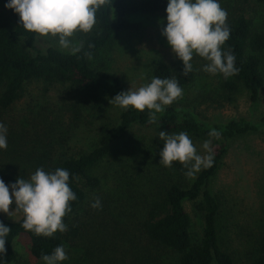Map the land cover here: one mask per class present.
Listing matches in <instances>:
<instances>
[{"label":"rangeland","instance_id":"rangeland-1","mask_svg":"<svg viewBox=\"0 0 264 264\" xmlns=\"http://www.w3.org/2000/svg\"><path fill=\"white\" fill-rule=\"evenodd\" d=\"M228 17L243 14L254 27L264 32V3L254 0H218ZM8 9L0 1V22L8 17ZM227 17V18H228ZM132 22L141 23L136 32L115 36L112 43L100 50L91 60L92 67L118 78L127 91L149 83L151 71L159 64L171 68L183 65L175 57L162 30L167 26V12L155 15H136ZM83 33H76L73 43L82 44ZM54 46L61 50L58 39H36L34 55ZM70 52V50H61ZM193 80L183 88L176 100L178 108L193 111L201 120L224 122L246 118L256 122L264 116V57L261 62L263 87L257 101L243 86L235 91L224 88L222 74L203 71L207 61L195 56ZM80 94L70 84H45L34 81L26 84L20 98L7 110L0 109V123L7 128V148L0 149V167L30 178V161L40 150L58 157H77L88 152L100 133L116 124L117 112L108 109L104 116L79 106ZM73 108L79 109L77 118ZM129 143L114 146L110 156L96 166L91 175L100 186L85 188L86 198L76 212L63 218L66 232L57 231L68 256L60 264H132L136 249L148 242L141 232V222L157 191L169 184L165 167L147 158V140L159 139L153 131H132ZM200 155H207L203 143L193 142ZM136 162L140 168H134ZM133 166L136 173L125 167ZM175 177H173L174 179ZM213 193L221 201L222 243L235 264H250L256 253L258 239L264 233V129L238 138L229 144L228 152L211 183ZM99 198L102 207L91 204ZM14 201V200H13ZM190 217V234L197 243L202 233V218L191 202H185ZM14 211L10 208V212ZM0 215L9 222L19 220L20 213ZM16 254L11 264H45L30 252L28 236L21 234L13 240Z\"/></svg>","mask_w":264,"mask_h":264},{"label":"trees","instance_id":"trees-1","mask_svg":"<svg viewBox=\"0 0 264 264\" xmlns=\"http://www.w3.org/2000/svg\"><path fill=\"white\" fill-rule=\"evenodd\" d=\"M0 1L4 5L9 2ZM254 1L264 3V0ZM167 4L168 0H111L110 4L98 10L93 30L82 35L83 47L75 55L54 46L34 55L31 51L35 49L36 34L28 33L20 27L19 16L8 9V17L0 22V109L10 108L20 98L26 84L41 81L45 84L74 86L80 94V108L86 107L96 115H106L111 107L117 112L116 124L104 129L88 152L77 157L54 158L50 149L40 150L30 161L31 175L37 168H43L46 172L63 168L69 172V186L77 198L71 202L72 210L67 216L74 214L84 202L85 188L94 190L100 186L99 179L91 175V171L110 156L114 146L127 144L135 138L132 136L135 128L153 131L156 135L160 131L166 134H179L183 131L192 142L198 143L210 140L211 155L214 157L212 167L201 168L191 178L185 174L188 169L179 162H173L171 168L165 167V174L172 175L169 177L172 179L157 191L156 198L149 204L141 222V232L148 244L143 249H136L132 264H235L222 243V204L210 185L216 178L229 144L264 129V116L256 122L246 118L208 122L201 120L193 111L178 108L174 101L170 106H165L162 113L156 114V123L150 124L149 110L145 109L141 113L129 108L125 111L110 104L116 95L127 89L118 78L94 69L91 64L97 53L109 46L117 34L141 29V23L132 22L130 17L162 13L166 11ZM226 23L230 36L222 51L231 50L238 72L224 82V88L235 91L243 86L255 102L263 87L261 62L264 57V32L254 27L243 14L228 17ZM90 44L92 47H89ZM89 52L92 54L91 59L86 56ZM154 77H174L182 89L193 80L192 72L187 75L183 73V65L173 69L166 64H159L151 71L149 83ZM79 109L73 108L75 118ZM213 130L220 133L219 138L209 135ZM163 143L160 138L147 140L145 145L149 160L156 162L157 159L160 162L159 152ZM136 165L134 168L139 169L137 162ZM125 168L128 172L136 173L133 166ZM18 178L29 179L26 175L5 171L0 167V179L6 185L15 183ZM185 202L193 203L202 218V233L197 243L191 239V221ZM10 208L15 210L14 201ZM20 215L15 222H9L0 215V222L11 229L6 237V253L0 257L4 264L14 262L16 254L12 244L21 234L28 236L31 255L39 261H43L42 254L51 255L56 247L62 245L61 238L55 233L48 238L25 231L21 226L23 214ZM250 264H264V233L258 239L256 253L252 255Z\"/></svg>","mask_w":264,"mask_h":264},{"label":"clouds","instance_id":"clouds-1","mask_svg":"<svg viewBox=\"0 0 264 264\" xmlns=\"http://www.w3.org/2000/svg\"><path fill=\"white\" fill-rule=\"evenodd\" d=\"M111 0H9L5 7L19 16V26L26 32L39 38L58 39L61 50H70V54L79 53L83 47L73 43L72 38L78 32L90 33L96 24L98 10L110 4ZM167 26L162 35L166 37L176 58L183 62V73L193 71L191 61L195 56L207 61L203 71L209 74H222L225 79L236 75L235 56L231 50L222 51L229 39L230 29L226 23L228 13L218 0H168ZM89 47H92L90 44ZM88 59L92 54L86 53ZM183 89L173 77H154L151 82L136 90L121 92L110 101L127 111L132 108L143 113L149 110L148 122H157V113H162L165 106H170L181 98ZM7 128L0 123V149L7 148ZM211 137L219 138L220 133L213 130ZM164 141L159 152L160 164L171 168L173 162H179L188 169L185 173L193 177L201 168H210L214 157L211 155L207 140L203 148L209 153L200 155L186 132L166 134L159 132ZM70 174L66 169L57 168L46 172L37 168L29 179L18 178L15 183L6 185L0 179V213L23 214L22 228L40 237H53L57 231H67L63 218L71 212L70 204L76 195L69 186ZM11 189V192H10ZM15 202V210L10 212V205ZM93 209L102 207L99 198L91 204ZM11 229L0 222V257L6 253V237ZM68 256L64 247L58 246L51 255L42 254L45 264H60ZM0 264H4L0 259Z\"/></svg>","mask_w":264,"mask_h":264}]
</instances>
